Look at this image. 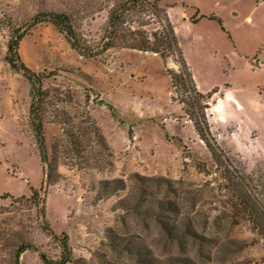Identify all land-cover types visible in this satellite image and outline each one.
Wrapping results in <instances>:
<instances>
[{
    "label": "rangeland",
    "instance_id": "obj_1",
    "mask_svg": "<svg viewBox=\"0 0 264 264\" xmlns=\"http://www.w3.org/2000/svg\"><path fill=\"white\" fill-rule=\"evenodd\" d=\"M112 1L0 0V264H53L62 234L71 249L65 264H141L122 248L126 240L169 264H264L262 236L243 202L249 196L264 207V0H159L163 20L150 10L130 13L128 36L103 50ZM63 5L76 8L75 33L95 56L81 55L50 22L18 44L20 62L47 76L53 169L43 217L28 199L43 182L30 82L5 53L28 11ZM165 18L199 90L218 88L200 100L214 157L194 129L191 104L172 100L166 69L180 71L177 52L161 46L163 59L129 47L137 45L130 33L151 46L158 35L166 40ZM128 101L142 111L128 113ZM163 201L171 202L161 214L172 233L150 214ZM27 243L35 250H21Z\"/></svg>",
    "mask_w": 264,
    "mask_h": 264
},
{
    "label": "trees",
    "instance_id": "obj_2",
    "mask_svg": "<svg viewBox=\"0 0 264 264\" xmlns=\"http://www.w3.org/2000/svg\"><path fill=\"white\" fill-rule=\"evenodd\" d=\"M111 7H109L108 10V20H107V26H106V32H105V39L106 42L103 45V50L108 49L110 47L115 46L116 41H119V39L123 40L125 37L128 36L129 27H127V16L130 13H136V12H145L146 10L152 11L154 15L159 17L163 20V16L161 13L163 12L161 9V4L159 0H113ZM76 9L74 6L70 5V8H65V6L61 7H44L40 8L38 7L33 12H27L25 15V21H23V26L17 27L14 29L12 35L10 36L8 42H7V49L5 53V60L9 63L11 69L15 71H20L26 76V78L30 82V94H31V100L29 105V124L31 127V130L33 132V136L35 138V142L38 148V154L39 158L42 163L43 167V182L39 189H33L31 188V194L28 199L32 201L34 205H37L39 207L40 214L44 217L45 215V200L47 195V189L50 185V180L52 177V162L48 158L47 153V146H46V139H45V105L44 100L46 98L47 92L43 88V83L45 79L47 78L45 72H33L32 70L28 69L24 66L22 62H20L19 54H18V44L19 40L23 35H25L30 28L36 26L37 24L43 23V22H50L53 25H55L60 31H65L67 35L70 38L72 46L85 57H92L96 54H92V51H87V48L83 46V44L80 43L78 36L75 33V29L73 27L72 22V11ZM192 20H195V18H192ZM165 34L167 35L164 38L166 40H161V35H158L157 37V44L150 45L149 42L145 41L144 37L136 38L135 36H130L129 38H133V40H136V44L130 45L129 47L133 49L143 50V51H151L153 53L158 54L163 59L167 56L163 51L161 50V46L168 47L170 50H174L177 52V55L180 57V71L178 73H175L174 71L170 69H166V74L169 76V80L171 83V86L174 90V95H172L173 101H178L181 105L187 106L188 104H191L192 106V112L189 115L190 119L192 120L193 126L201 140L204 142L208 150L211 152V154L214 157V148L212 146L213 140L210 135V129L207 125V117L205 114V110L208 108V105H204V109L200 105V100H205L206 97L212 96L213 93H216L218 91V88H213L211 92H208L206 94H203L195 83L194 77L191 73L190 67L187 65L185 59L183 58L175 30L173 28V25L170 23L168 18H165ZM142 36V35H141ZM132 40V39H131ZM156 40V39H155ZM139 43V44H138ZM165 56V57H164ZM179 82L184 83L185 85V92H181ZM190 94L192 101L187 102V99L184 98V94ZM208 102V101H207ZM206 102V103H207ZM193 119H195L193 121ZM116 180H112V182H116ZM111 181L104 180L102 183L104 186H107ZM119 186L114 187V189L119 188ZM236 188V186H235ZM21 197H25L24 195ZM246 206L251 210L252 215H254V221L256 223L257 230L262 236L263 242H264V207L261 205L252 203V199L247 196L244 197L243 201ZM251 203V205H250ZM172 208L171 202H157L155 205V208L151 210L150 214L156 222L165 230L167 233H172L171 227L165 223L163 220V215L161 214V211L169 210ZM48 229V227H45ZM51 234H55L53 231H51ZM118 242V241H117ZM60 244L62 248V256L60 259L51 261L53 264H65L70 261L71 259V249L68 243V236L66 234H62V237L60 238ZM233 245L236 247L238 245L237 241H233ZM119 244L117 243V247ZM122 248L131 254L137 255L138 260L141 262V264H169L172 263L171 261L168 263L166 261L157 260L151 256H146L147 251L145 248L134 245L132 241L126 240L123 242ZM25 249H33L34 245L32 244H24L21 248V250ZM20 250V251H21ZM16 254V258L19 256V252ZM43 256V255H42ZM45 260V259H44ZM46 261V260H45ZM16 264H18V261H15Z\"/></svg>",
    "mask_w": 264,
    "mask_h": 264
},
{
    "label": "crops",
    "instance_id": "obj_3",
    "mask_svg": "<svg viewBox=\"0 0 264 264\" xmlns=\"http://www.w3.org/2000/svg\"><path fill=\"white\" fill-rule=\"evenodd\" d=\"M221 102H222V101H219V102L215 103L214 106L217 107ZM131 104H132V102H131V101H128V104L125 105V106L127 107V109H126L127 111L129 110L128 107H130V108H134L135 110H138V109H139L140 111H142V108H140L139 105H137V106H138V109H136V107H132ZM126 107H125V108H126ZM130 110H131V109H130ZM130 112H131V111H128V113H130ZM135 114H136V113H135Z\"/></svg>",
    "mask_w": 264,
    "mask_h": 264
}]
</instances>
